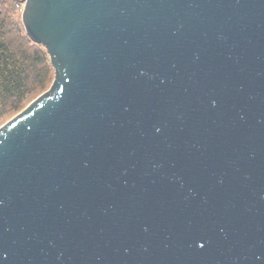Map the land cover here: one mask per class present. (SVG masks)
<instances>
[{
  "label": "water",
  "instance_id": "95a60500",
  "mask_svg": "<svg viewBox=\"0 0 264 264\" xmlns=\"http://www.w3.org/2000/svg\"><path fill=\"white\" fill-rule=\"evenodd\" d=\"M21 2L0 264H264V0Z\"/></svg>",
  "mask_w": 264,
  "mask_h": 264
},
{
  "label": "trees",
  "instance_id": "16d2710c",
  "mask_svg": "<svg viewBox=\"0 0 264 264\" xmlns=\"http://www.w3.org/2000/svg\"><path fill=\"white\" fill-rule=\"evenodd\" d=\"M5 16L0 13L1 125L48 90L53 80L43 47L30 41L23 27Z\"/></svg>",
  "mask_w": 264,
  "mask_h": 264
},
{
  "label": "rangeland",
  "instance_id": "374dc122",
  "mask_svg": "<svg viewBox=\"0 0 264 264\" xmlns=\"http://www.w3.org/2000/svg\"><path fill=\"white\" fill-rule=\"evenodd\" d=\"M22 11H23V3L21 2V0H19V2H15L14 0H0V13H2L4 16L6 15L5 17H8L10 20L15 21L16 23L20 24L23 27V25L21 23ZM5 123H3V124H5ZM2 125L0 124V127Z\"/></svg>",
  "mask_w": 264,
  "mask_h": 264
}]
</instances>
